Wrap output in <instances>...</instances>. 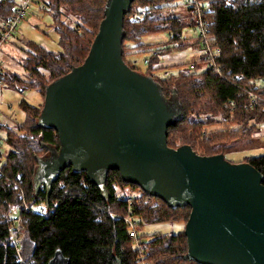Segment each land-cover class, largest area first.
Listing matches in <instances>:
<instances>
[{
	"label": "trees",
	"instance_id": "obj_1",
	"mask_svg": "<svg viewBox=\"0 0 264 264\" xmlns=\"http://www.w3.org/2000/svg\"><path fill=\"white\" fill-rule=\"evenodd\" d=\"M40 1L42 9L53 19L62 50L54 53L40 45L26 43L24 67L31 76V83L28 87L26 82L21 83L25 86L16 87L36 88L45 100L50 85L85 63L76 53L83 54L82 45L87 42V46H91L90 54L109 0ZM178 1L135 0L123 24L122 58L126 65L138 72L135 62L128 61L126 50L143 48V53L157 50L158 55L151 59L144 76L158 85L166 101L177 98L180 105L182 117L168 129V147L177 149L172 142V132L180 129V125L195 128L209 123V119L199 116L187 121L188 113L194 112L212 114L214 110L217 121L212 122L226 123V128L232 124L235 128L232 130L244 134H261L264 124V85H260L264 81V0H198L206 9L201 17L209 25V39L220 50L213 58L214 67H207L210 60L202 54L196 62L167 67L174 70L194 65L196 73L158 76L156 72L167 68L155 69L154 65L161 64L164 55L188 48L183 31L197 24L195 18L188 25L173 12L165 14L166 5L172 6ZM15 9L13 0H0L1 20L11 19ZM141 12L144 13L142 18L132 19ZM66 13L76 18L74 26L65 20ZM154 33H169V41L155 45L140 42L142 37ZM88 35L94 36L92 41L86 40ZM128 43L135 46L129 47ZM9 76V73L4 74L5 83L8 87L14 86L19 77L15 75L11 79ZM46 77L49 79L45 80ZM249 93L260 98L256 106L252 107ZM23 109L26 122L18 126L17 132H7L10 151L5 160L0 161V264H49L58 250L71 264H199L187 257L189 243L185 231L170 236L156 235L148 240L140 237L141 248L136 247L131 226L125 218L131 216L139 232L145 223L181 220L186 223L192 208H170L163 200L147 195L139 186L125 183L119 171H110L101 189L85 172L76 174L70 167L50 186L45 184L36 190L34 178L41 155L47 153L49 147L59 151L61 143L57 131L43 128L37 122L40 108L24 103ZM226 135L225 130L213 135L205 133L194 141L197 146L198 141L202 146L209 143L210 156L218 155L220 149L225 150V155L229 151L233 153L234 148L233 144L225 142ZM237 164H250L264 178V155ZM117 185L138 189L141 195L133 198L119 195ZM44 204L49 207L47 215L32 209ZM9 206L17 207L22 217L20 251L12 234L14 218L2 214Z\"/></svg>",
	"mask_w": 264,
	"mask_h": 264
},
{
	"label": "water",
	"instance_id": "obj_2",
	"mask_svg": "<svg viewBox=\"0 0 264 264\" xmlns=\"http://www.w3.org/2000/svg\"><path fill=\"white\" fill-rule=\"evenodd\" d=\"M134 1H108L85 63L47 88L39 125L58 132L61 149L40 161L35 188L43 181L50 186L72 167L104 189L109 172L119 171L125 183L170 208H192L188 258L264 264V178L223 155L168 147V129L182 117L178 105L122 58L123 24ZM49 264L71 261L58 250Z\"/></svg>",
	"mask_w": 264,
	"mask_h": 264
},
{
	"label": "rangeland",
	"instance_id": "obj_3",
	"mask_svg": "<svg viewBox=\"0 0 264 264\" xmlns=\"http://www.w3.org/2000/svg\"><path fill=\"white\" fill-rule=\"evenodd\" d=\"M16 4V8L18 5H21V0H13ZM42 2L40 0H35L30 4L29 9L27 11V17L23 20L15 32L11 35L8 41L2 46L0 50V64L4 73H9L12 76L11 79L16 75L19 77L17 79L16 84L6 85L4 86L1 92L0 98V161H4L7 154L10 151V147L6 143L7 132L10 130L17 132V128L19 125H22L26 122V112L23 109V104L26 103L31 107L40 108L41 113L44 109L45 100L43 98L42 93L36 88H28L24 89L21 87H16L18 85L27 86L31 83V76L28 74L27 70L24 67V62L27 57L26 51L28 50L26 43H34L42 46L50 52H60L62 50L61 47V37L53 28V19L52 17L46 13L42 9ZM173 12L174 15L180 17L185 23L188 25L195 18L192 11L185 5L184 1L180 0L172 6L166 5L165 14H169ZM65 20L68 24L74 26L76 24V18L73 16L65 15ZM1 21V18H0ZM72 23V24H71ZM74 24V25H73ZM198 29L194 26H188L183 31V38L185 39V43L188 44V48L179 50L175 52L174 55L181 58L183 63L196 62L201 58L202 52L196 43L198 42ZM94 36L88 35L86 40L92 41ZM169 41V33H154L142 37L140 42L145 45H155L159 43H167ZM129 47L135 46V44L128 43ZM84 48L82 53H76L77 58H81V62L86 61L89 56V50L91 46H87V42H84L82 45ZM143 48H139L136 50H126L125 55H129L128 61L135 62V65L138 68V73L146 74L148 67L144 64V59L146 57L147 52L143 53ZM88 56V57H87ZM177 62V61H174ZM185 68H188L186 66ZM167 71H173L171 68H167L165 70H161L156 72L158 76H164ZM9 76V77H11ZM165 77V76H164ZM169 77V76H168ZM49 79L46 77L45 80ZM35 79V78H33ZM19 81V82H18ZM26 82L27 84L22 85L21 83ZM9 83V82H8ZM260 85H264V81L260 82ZM16 87V88H15ZM178 105V109L181 111L180 105L178 103L177 98H171ZM214 111V110H213ZM211 113H202L198 115L194 112V114L188 113L187 121L190 119H196L199 116L200 119H209V123L204 125L203 127L196 126L195 128H189L188 124L180 125V129L172 132V142L175 144V148L179 149L184 146L190 147L193 145L192 150L201 157H216L223 155L225 160L231 164H237L241 162L247 161L251 157H256L260 155H264V124L261 125L262 132L261 134H253L250 133L244 134L243 132H236L232 124L229 127H225L226 123L222 122H212L217 121L214 117V114ZM179 113V112H178ZM177 113V114H178ZM176 114V115H177ZM41 117V116H40ZM40 117L38 119V123L40 122ZM210 117V118H209ZM233 127V128H232ZM228 128L230 130H228ZM227 131V135L224 136L225 142L228 145L233 144V153L231 151L227 152L224 155L225 150L220 149L218 155L210 156L208 155L209 149H207L209 143H204L201 145L200 141L195 143V139L200 137L201 134H215L221 131ZM19 133V132H18ZM17 133V134H18ZM23 134H20V136ZM178 137V139H176ZM201 138V137H200ZM188 143L190 145H187ZM215 145V144H214ZM213 145V146H214ZM210 147V146H209ZM217 148V145H215ZM191 148V147H190ZM206 148V149H205ZM49 151L41 155L40 161H46L55 155L58 150L54 147H49ZM217 151V150H215ZM223 153V154H222ZM2 164V163H1ZM47 184L46 181L40 182L37 186V190H39L40 186ZM116 191L119 195H126L128 197H139L141 195L138 189H132L130 187H119L117 185ZM3 216H7L9 219L15 218L19 211L17 207H7L5 211H3ZM180 215V214H179ZM184 220L175 221V222H161V223H145L139 229V235L145 239H152L156 235L161 236H170L172 234H179L185 231L186 225ZM188 256V254H187Z\"/></svg>",
	"mask_w": 264,
	"mask_h": 264
},
{
	"label": "built area",
	"instance_id": "obj_4",
	"mask_svg": "<svg viewBox=\"0 0 264 264\" xmlns=\"http://www.w3.org/2000/svg\"><path fill=\"white\" fill-rule=\"evenodd\" d=\"M35 0H21L22 4L18 5L17 8L15 9V14L13 15V17L9 20H1L0 21V50L2 48V46L8 41V39L11 37V35L15 32V30L17 29V27L19 26V24L26 19L27 17V11L29 9V6L31 3H33ZM185 5L192 10L193 15L195 16L196 19V28L198 29V42H199V46L201 48V52L203 55L206 56V58L208 60H210V64L207 66L208 68H213V58L216 57L219 53L220 50L218 48H216V44L212 43L209 39L208 36V30H209V25L207 23H205L202 19V14L206 11V9L204 8V5L201 4L198 0H183ZM144 13H136L132 19L135 20H139L140 18L143 17ZM158 55V51L155 49L149 50L146 54V57L144 59V64L146 66H148L150 64V61L153 57H156ZM163 58V57H162ZM207 67L204 69L206 70ZM155 69H159L162 68L161 64H155L154 65ZM216 70H218L216 68ZM219 71V70H218ZM196 73V69L194 67V65H191L188 68H177L174 69L173 71H167L164 76L168 77L171 76L172 74H179V73ZM4 71L2 70L1 64H0V98H1V92L4 88V86H6L5 80H4ZM239 80H242V77L239 78ZM249 96L251 98V104L252 107L256 106L258 104V100L260 98H258L256 95H254L253 93H249ZM233 104V103H231ZM1 165V164H0ZM34 211L39 212L41 214L47 215L49 214V207H47V205H43L40 207H34L32 208ZM14 222L15 225L12 229V234H13V238H14V244L16 246V248L18 249V251H20V246H21V242H22V238H21V234H22V217L21 215H17L14 218ZM125 222L127 224H129L131 226L132 232H131V236L136 240V247L137 248H141L140 247V243H141V236L139 235V232L137 230H135V223L133 222V219L131 216H128L127 218H125ZM141 264H146V263H141Z\"/></svg>",
	"mask_w": 264,
	"mask_h": 264
},
{
	"label": "crops",
	"instance_id": "obj_5",
	"mask_svg": "<svg viewBox=\"0 0 264 264\" xmlns=\"http://www.w3.org/2000/svg\"><path fill=\"white\" fill-rule=\"evenodd\" d=\"M174 54L175 52L163 56L162 63H161L162 67L167 68V67H171V66L183 63L181 61V58ZM174 61H177V62H174Z\"/></svg>",
	"mask_w": 264,
	"mask_h": 264
}]
</instances>
